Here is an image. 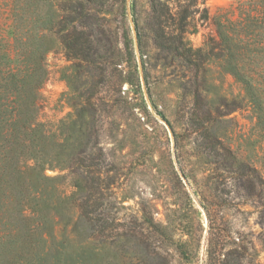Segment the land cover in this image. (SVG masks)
I'll use <instances>...</instances> for the list:
<instances>
[{
	"label": "trees",
	"instance_id": "1",
	"mask_svg": "<svg viewBox=\"0 0 264 264\" xmlns=\"http://www.w3.org/2000/svg\"><path fill=\"white\" fill-rule=\"evenodd\" d=\"M3 16L9 24L0 32V264H46L48 209L60 196L56 180L68 177L81 195L82 237L116 244L129 264H195L203 211V264H258L264 178L235 147L232 115L249 111L264 142V0L218 11L217 36L199 48L190 36L209 19L204 0H0ZM56 50L69 62L61 76L72 112L54 129L41 121V102L46 57ZM170 68L179 84L165 87L158 73ZM226 77L233 84L222 95L217 81ZM149 105L171 127L179 172L171 158L163 219L156 191L146 198L134 186L120 198L138 199L137 208L121 217L109 200L130 170L127 145L145 137L141 115ZM152 154L143 162L139 156L132 172L155 164ZM49 168L68 175L49 177ZM233 208L255 217L260 233L248 238L228 213Z\"/></svg>",
	"mask_w": 264,
	"mask_h": 264
},
{
	"label": "rangeland",
	"instance_id": "2",
	"mask_svg": "<svg viewBox=\"0 0 264 264\" xmlns=\"http://www.w3.org/2000/svg\"><path fill=\"white\" fill-rule=\"evenodd\" d=\"M239 1L249 2L250 0H204L205 7L209 12V19L205 22H201L198 32L190 36L193 46L196 48L202 47L207 37H216L217 33L214 18L218 11L236 5ZM8 24L9 20L5 18V16L0 17V32L2 30H7ZM46 64L49 77L42 89L41 121L55 129L57 124L72 112V109L64 101V94L68 88L61 76L63 68L69 65V62L61 51L56 50L47 54ZM161 73L162 74L158 73V75L163 76V85L165 87L179 84L178 78L180 77L176 75L177 72L173 69H166ZM218 75V73H214L215 78H218ZM217 84L222 85L221 94L223 95L230 89L233 80L230 77H226L224 78L223 84H220L218 81ZM233 90L236 91L235 85L233 86ZM171 98L173 101L175 100L173 95ZM173 104L174 102H171V106ZM232 116L235 117L239 125L235 134L236 136L234 137L235 147H240L241 152L249 156L251 162L259 169L264 178V142H259L257 140V135L253 131L251 113L247 110H243L234 113ZM141 120L145 127V137L136 138L137 143L134 145H127V149L124 153L128 154V156L123 159V162L126 168H130V170L120 179L118 184L120 185V189L116 190V188H114L112 197L109 201L114 203L115 209H112L113 212L119 211L122 217L131 214L133 209L137 208L136 200L138 199H126L125 202H121L120 197H122V194H124L128 188L134 186L138 196H144L146 198L152 191H156L159 196V201H155V204H159V213L157 215L159 219H163L164 208L161 204L163 202L162 200H165L167 197L166 190L169 186L167 179L169 176V168L171 170V165L169 166V160L171 158L176 166V171L179 172L174 155V137L171 127L153 110L152 106L149 105V112H144V114L141 115ZM170 120L173 122L174 119L172 116ZM119 138L121 139V136H119ZM109 142L110 141H108V143ZM249 142L254 144L252 146L248 145ZM256 142L258 143L256 144ZM107 146L111 149L112 144L109 143ZM144 152H148V154L146 153L145 157L142 158L143 154H145ZM149 153H153L155 164L146 162L149 166L147 164L140 166L137 174H134L132 172L134 165L132 166V164H135L139 156H141V158L138 161H145ZM147 166L150 167V170H147ZM153 173H157L158 176L154 178L152 176ZM46 175L49 177H62L68 175V172L66 170L62 171L49 168L46 170ZM77 182L82 185L81 181ZM56 184L59 186L58 188H60V196L53 197V201L55 202L54 207L52 204L48 209V215L52 223L47 226L46 230H49L53 234V237L48 238L49 243L47 242L45 246L49 249L45 250L50 252L46 264H129L116 244L109 241H102L94 237H82V229L78 222L79 209L77 205V198L79 196L81 197V195L73 194L75 187H73L70 177L65 180H56ZM131 207L132 209H130ZM101 210L102 209L98 212H102ZM201 210L203 211L202 208ZM243 210L249 211L252 209L247 207L243 208ZM228 213L230 216L232 214V216L236 218L238 228L247 234L248 238L251 237V232L260 233V227L254 225L255 217L249 219L247 215L239 213L236 208H233L232 211ZM201 225L203 229L202 231L200 230V232L199 229L195 232L197 224H195L193 228L196 234L203 235L201 242L202 250L200 256L194 260V262H196L195 264H203L205 260L208 219L204 211L202 213ZM259 242V255L257 261L258 264H264V232L260 236ZM173 255V260H177L176 254L172 251V256ZM174 264H177V262Z\"/></svg>",
	"mask_w": 264,
	"mask_h": 264
}]
</instances>
